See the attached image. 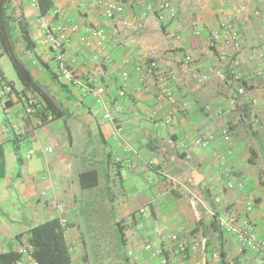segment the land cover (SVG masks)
<instances>
[{"label": "crops", "instance_id": "0c3cea01", "mask_svg": "<svg viewBox=\"0 0 264 264\" xmlns=\"http://www.w3.org/2000/svg\"><path fill=\"white\" fill-rule=\"evenodd\" d=\"M38 1V10L30 6L29 0L6 3L7 14L15 19L10 24V38L14 54L25 65L29 76L45 88L64 115L46 119L43 104H38L32 114H24L22 106L27 93H19L22 84L15 74L13 80H8L0 68V76L12 82L14 88L6 94L0 86V152L5 157L4 175L0 178V253L19 252L21 257L14 264H36L28 252L29 229L57 218L55 204L58 203L66 205L69 222V211L74 209V204L97 205L100 196L94 194L101 193L112 199L110 204L122 219H133L140 256L144 255L135 264H157L155 257L141 251L144 238L153 248H162L169 264H189L198 259L199 253L195 251L190 253L188 261L183 260L173 244L160 241L156 230L164 237L177 233L186 243L205 237L208 250L219 254L218 260H210L208 264H264L263 257L241 248L234 237L222 233L211 219L204 217L200 223L196 222L187 198L169 191L166 181L146 165L156 161L161 170L187 179L214 212H227L236 220L247 216L254 225L256 238L264 240V131L251 124L254 117L264 119V95H261L264 80L258 77L264 74V58L249 60L254 51L253 11L264 1L118 0L124 7L122 18L129 25L116 38L97 0H44L43 14ZM163 1L174 5L173 20L160 24L153 16L145 21L139 19L146 4L156 6ZM226 3H229L227 15L239 5L246 6L245 13L233 21L242 42L238 68L244 74L247 92L230 106L232 87L215 81L209 84L197 81L200 72L221 66L218 53L215 51L216 56H211L207 50L210 31L222 17L226 18L219 13ZM40 18L49 26L61 23L79 26L63 50L66 64L82 79L104 87L113 124L102 118L103 109L91 96L64 84L57 75L55 54L44 43ZM20 19L28 24L34 43L32 49L27 50L21 38L17 27ZM91 28H101L108 34L109 41L104 48L79 42V37ZM173 32L179 34V41L170 40L169 34ZM151 50L157 53V70L147 74L145 57ZM225 52L231 54L229 49ZM258 52H264V48L260 47L254 54ZM187 55L193 58L189 65L183 64ZM124 72L128 73L126 79L122 77ZM158 74H176L180 79L171 87L182 104L181 109L155 101ZM185 79L189 81L186 85L182 82ZM121 89L124 97L118 96ZM253 98L257 99L254 107L249 102ZM169 113L170 124L162 127L155 124ZM114 125L123 127V140L112 136ZM206 132L214 134L212 144L206 148L196 145L195 138ZM22 141L29 142V150L44 154L45 148L50 147L52 152L47 154L58 153L59 159L49 161L42 172L49 174L48 180L43 176L34 179V173L26 178L20 172L7 177V151L19 148ZM90 170L96 172L97 186L81 189L79 175ZM147 171L153 175L151 190L143 196L149 210L137 221L134 215L143 208L132 211L128 200L136 191L137 179H143ZM228 181L240 182L243 187L227 189L224 185ZM68 182L74 185L69 186ZM88 193L92 196H87ZM250 204L251 211L247 212Z\"/></svg>", "mask_w": 264, "mask_h": 264}, {"label": "built area", "instance_id": "2783aa9c", "mask_svg": "<svg viewBox=\"0 0 264 264\" xmlns=\"http://www.w3.org/2000/svg\"><path fill=\"white\" fill-rule=\"evenodd\" d=\"M17 0H5L7 4H13ZM30 6L39 9L38 0H29ZM229 3H226L225 7L219 9V13L222 16H226L218 22V25L212 29L209 33V46L214 48L218 53L217 58L220 67L215 68L211 71H202L198 74L197 81L200 84H209L211 82H220L229 87L233 88L234 94L229 99V106L235 104L236 100L244 96L247 92V87L245 84V78L243 72L238 68V54L242 51V42L240 39L239 30L234 23V19L245 13L246 6L239 5L232 10V12L227 15L225 12L226 7ZM97 5L102 9L105 19L111 24V33L116 38L120 35L123 28L128 27L127 21L122 18L124 15V7L122 3L118 0H97ZM254 16H258V11H253ZM150 16H153L160 24H167L169 21L173 20L176 16V9L170 1H163L158 3L156 6L146 4L145 7L141 10L139 14L140 20H147ZM41 23V29L44 36V43L54 53V62L55 70L57 75L60 77L64 84H67L71 87L81 89L86 92L99 106L102 107L103 113L102 118L106 121H109L113 124V115L107 108L106 92L104 87L95 86L93 81L88 79H82L80 76L76 75L72 69L66 64L63 50L66 46L69 45L71 41L72 34L76 33L79 29V26L74 23H61L57 26H49L45 23H42L41 18L38 20ZM195 35H199V31L194 32ZM171 41H179L180 36L177 32L169 34ZM109 41L108 34L101 28H91L84 35L79 37V42L83 45L89 46L90 44H95L98 48H104L105 44ZM118 47V45H117ZM230 50L231 54H227L225 50ZM157 53L155 50H151L148 55L145 57V72L147 74H153L157 70L156 63ZM264 52H258L257 55L253 53L249 60L253 61L254 59H263ZM192 56L187 55L183 58V64L189 65L192 63ZM122 77L126 79L128 73L124 72ZM180 82V79L176 74H158L155 82V95L154 99L156 102H166L168 107L181 109L182 104L176 99L171 85L174 83ZM183 84H188L189 81L182 80ZM10 92V86H3V93L8 94ZM124 90L118 91L119 97H124ZM250 105L252 107L256 106L257 101L250 99ZM23 112L26 115H29L34 112V99L30 96H27L24 99ZM222 114V110L218 111V115ZM171 122L170 113L168 116L156 122L157 126H167ZM251 124L255 127H259L264 131V120L259 117H254L251 119ZM124 129L122 126H113L112 136L116 140H123ZM214 141V134L212 132H206L197 138H195L194 143L200 147L206 148L212 144ZM129 149V147H127ZM46 153H51L52 149L50 147L45 148ZM35 150H29L25 159H31ZM115 162H119V159H116ZM149 168L153 169L160 178L166 181L168 185V190L171 192H178L183 194L191 208L192 214L196 222L200 223L204 217L211 219L215 222L217 228L224 233L234 237L240 244L241 248L249 249L252 252L260 255L264 258V240H259L256 238L253 228L254 225L251 220L245 216L240 220L227 212L216 213L205 203L204 199L200 197L195 190L192 188L190 182L179 176H174L169 174L160 168L157 167L156 161H150L146 164ZM262 183L264 185V171ZM227 189L239 188L242 189V183H235L233 181H228L224 185ZM251 204L247 206L246 211H251ZM55 210L58 214L56 218L59 226L63 231V236L66 240L69 231V222L65 214V208L62 203H58L55 206ZM139 215L144 214V210L140 209L138 211ZM156 229V228H155ZM158 233L159 239L161 242L167 244H173L177 253L185 261H188L189 255L192 252H198V259L192 260L189 264H208L210 260H218L219 254L216 251H209L207 247V239L205 237H199L197 240L192 241L191 243H186L185 240L181 239L179 234L174 233L168 237L160 236ZM69 249V246H68ZM142 252L150 254L152 257L157 259V264H169L168 258L163 254L162 248L155 249L152 246V243L146 238L142 242ZM127 256L133 257V251H127Z\"/></svg>", "mask_w": 264, "mask_h": 264}, {"label": "rangeland", "instance_id": "374dc122", "mask_svg": "<svg viewBox=\"0 0 264 264\" xmlns=\"http://www.w3.org/2000/svg\"><path fill=\"white\" fill-rule=\"evenodd\" d=\"M256 11H258V16L252 15L251 19V22L256 25L254 28L255 33L253 34L255 37L253 38L254 51H251L252 53L257 52L260 47L264 48L263 2L258 5ZM207 51L211 56H216L214 48L209 46ZM255 54L257 55V53ZM0 68L4 72L6 79L13 80L15 78L13 67L6 56L0 58ZM263 75L258 76L259 80H264ZM220 85L224 86L225 84L220 83ZM261 93V95H264V91ZM27 96L33 97L37 101L32 94L27 93ZM27 96L24 97L26 98ZM255 98L253 99L257 101ZM30 148L31 146L27 141L20 142L19 148H9L6 156L7 177L20 172L24 178L34 173L36 174L34 179H38L41 176L47 180L49 179V174L45 173L43 175L42 172L43 170L45 171V165L49 161L59 159L58 153L47 154L44 152V154H41L40 151L36 150L34 156L27 160L25 155ZM53 169L57 170V166L53 165ZM55 173L54 171L53 174ZM152 176V173L147 171L143 179H137L136 191L131 193L128 200L132 211L136 212L138 209L143 208L144 213L148 212L149 209L146 207V200L143 196L151 190L149 184ZM72 184L73 182H68L69 186ZM102 195L101 193L98 195L94 194V196H100V198H97L99 200L97 205L90 207L86 204H74V209L71 208L69 211L70 219H68L70 223L66 239L71 254V264H135L141 257L143 259L144 255L141 252L142 256H140V247L137 245L138 234L134 230L133 219H122L121 215L114 210V205L110 204L112 199L109 196L105 197ZM87 196L92 195L88 193ZM101 198L103 200H100ZM63 205L65 208L66 205ZM139 216L137 213L134 215L137 221ZM117 229H121L123 233L124 244L121 247L117 239ZM136 229L138 228L136 227ZM129 250H133V257L127 256V251Z\"/></svg>", "mask_w": 264, "mask_h": 264}, {"label": "trees", "instance_id": "16d2710c", "mask_svg": "<svg viewBox=\"0 0 264 264\" xmlns=\"http://www.w3.org/2000/svg\"><path fill=\"white\" fill-rule=\"evenodd\" d=\"M43 1L44 0H40L41 14L45 13L44 6L42 5ZM14 21L15 19L7 14L5 0H0V57L5 55L10 61L16 77L22 84V91L19 93L25 94L26 92L32 94L34 98L36 97L37 101L34 100V108H36L38 104H43V111L47 113L45 115L46 119L48 116L51 117V120L60 118L64 114L60 108L56 106L53 97L50 96L45 88L37 81L32 80L25 65L20 61L18 56L14 54V46L10 38V31L12 29L10 24ZM17 27L26 49H32L34 43L31 39L27 22L20 19L17 22ZM5 84L10 86L9 93H12L14 91L12 82H7L0 76V86L2 90ZM25 96L27 95L25 94ZM4 167L5 157L3 153L0 152V178L4 175ZM97 181L96 172L94 170L83 172L78 178L81 189H92L97 186ZM116 233L118 243L121 247L124 244L122 230L117 229ZM26 242L30 247L28 251L29 255L36 264H71V254L63 236V231L56 218H52L31 227L27 233ZM220 256L222 258L224 257L222 251L220 252ZM20 257L21 254L19 252L10 251L7 253H0V264H14L19 261Z\"/></svg>", "mask_w": 264, "mask_h": 264}]
</instances>
